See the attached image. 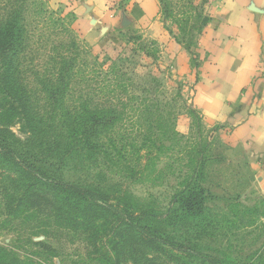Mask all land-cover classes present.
<instances>
[{
  "label": "rangeland",
  "instance_id": "374dc122",
  "mask_svg": "<svg viewBox=\"0 0 264 264\" xmlns=\"http://www.w3.org/2000/svg\"><path fill=\"white\" fill-rule=\"evenodd\" d=\"M168 5L196 69L188 80L162 67L156 49L142 50L135 32L110 33L92 48L65 0H0V22L18 14L23 29L25 51L9 66L30 94V110L67 139L68 129L96 128L90 112L102 108L100 138L111 155L93 156L80 135L56 158L31 138L34 127L45 135V121H18L11 141L52 181L95 190L120 206L110 214L61 191L45 194L28 186L31 176L0 164V264L13 257L30 264H264V193L247 183L241 156L192 101L208 16L198 2ZM65 146L72 148L69 139ZM189 198L199 202L194 216ZM141 217L149 236L127 224Z\"/></svg>",
  "mask_w": 264,
  "mask_h": 264
},
{
  "label": "crops",
  "instance_id": "0c3cea01",
  "mask_svg": "<svg viewBox=\"0 0 264 264\" xmlns=\"http://www.w3.org/2000/svg\"><path fill=\"white\" fill-rule=\"evenodd\" d=\"M65 1L92 48L103 46L110 33L135 32L142 50L156 49L157 62L172 75L188 80L196 72L165 11L175 0ZM189 1L208 16L198 41L203 62L192 101L221 141L241 156L247 183L263 194L264 0Z\"/></svg>",
  "mask_w": 264,
  "mask_h": 264
},
{
  "label": "trees",
  "instance_id": "16d2710c",
  "mask_svg": "<svg viewBox=\"0 0 264 264\" xmlns=\"http://www.w3.org/2000/svg\"><path fill=\"white\" fill-rule=\"evenodd\" d=\"M24 51L25 40L23 29L18 14H13L0 22V64L3 63L5 67L3 71H0V164H5L9 168L16 169L23 174L31 176L29 179L31 182L28 186H35L45 194H49V192L53 193L54 191L60 193L61 191L67 194L69 198H76L79 203L92 206L96 205L110 214L120 212L119 204L109 202L102 193L76 184L55 182L52 181L47 174H41L42 170L39 165L31 160L34 156L23 150H18L13 144V141H11L9 137L11 135L10 129L17 123L21 122L28 127H33L36 121H38V123L41 121L47 122V119H43L39 112L30 110V94L25 90L24 84L18 80L17 69L15 68L14 71H12L13 68L9 66L11 60L18 59ZM60 76L63 78V73H60ZM51 93L52 98H54V92L52 91ZM94 109L90 112V119H96L98 117V122H95V124L97 123L96 128L91 127L90 131L87 129H68L67 139H69V143L72 144V148L65 146L67 139L60 136V133H56L51 125H47L48 123H46L47 127L44 128L45 135H41L43 133L42 127L40 128V132L36 131V127L30 128L31 138L36 140L38 144L44 146L51 154H56L57 158L62 152H70L73 150L75 144H77L76 139L80 140L79 136L81 135L83 136L84 144L90 145V147L83 145L84 148H90V150L94 152L93 156L96 154L97 156L103 155L104 157H109L111 154L106 148V145L103 144L102 138H100L103 132L100 125H103L104 121H106V118L102 115L104 110L102 111V108ZM51 117L52 115L48 116L49 119H51ZM52 121L55 120L52 118ZM67 145L69 146V144ZM115 149V151L120 152L117 147ZM59 150L61 152H59ZM188 186L189 184H187L186 187ZM203 191L204 190H201V192ZM187 200H189L190 204L187 207V213L194 216L196 213V204L199 202H190V198ZM142 219L141 217L140 220L134 224L133 218H131L132 221H128L127 224L132 228H136L142 236H149V230L140 224ZM161 242L173 248L186 249L182 243H177L173 240L162 239ZM7 263L30 264L29 262L20 260L18 257H13Z\"/></svg>",
  "mask_w": 264,
  "mask_h": 264
}]
</instances>
